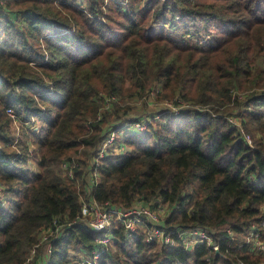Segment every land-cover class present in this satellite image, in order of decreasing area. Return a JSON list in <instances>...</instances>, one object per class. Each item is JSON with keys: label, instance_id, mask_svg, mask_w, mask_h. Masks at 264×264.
<instances>
[{"label": "trees", "instance_id": "trees-1", "mask_svg": "<svg viewBox=\"0 0 264 264\" xmlns=\"http://www.w3.org/2000/svg\"><path fill=\"white\" fill-rule=\"evenodd\" d=\"M153 96L152 117L132 116ZM8 108L41 126L16 140ZM0 184V264L47 247L46 264L88 256L103 232L77 219L82 199L163 203L161 228L201 227L218 245L185 251L116 223L96 264H264L243 241L251 225L264 241V0H3ZM55 225L64 236L38 246Z\"/></svg>", "mask_w": 264, "mask_h": 264}, {"label": "built area", "instance_id": "built-area-1", "mask_svg": "<svg viewBox=\"0 0 264 264\" xmlns=\"http://www.w3.org/2000/svg\"><path fill=\"white\" fill-rule=\"evenodd\" d=\"M0 5H2L1 0ZM164 104L170 108H174L168 102H165ZM6 114L10 116L12 122L17 120V117L10 108L6 109ZM232 119L233 117L229 119V122L238 127L236 123L232 122ZM145 128L146 125L139 122L131 124L128 127V129L133 132H142ZM238 129L245 142L251 145L252 142L250 135L246 134L239 127ZM16 136L20 138L19 133H17ZM114 139L115 131H112L107 139L102 142L97 157L91 163V177H97L96 168L98 166V161L103 156L104 151L108 147L113 146ZM16 140L14 144L16 143ZM31 148L32 147L30 146V149ZM117 150L123 151L124 148L120 146ZM68 176L71 177V172H68ZM6 197L5 188L0 184V201H4ZM167 214V205L163 203L151 206V203L138 201L127 210H119L110 206L108 203H98L91 199H82L77 219L79 222L85 224L90 231L96 233L103 232V235L94 239V246L90 250L88 256L75 261H70L67 264H96L100 255L108 251L112 243H114L115 238L111 234V228L116 223L121 224L123 232L126 237L130 239L135 235L137 228L142 227L147 231L146 242L154 241L156 244L162 246H174L179 242L185 251H190L196 244L204 243L213 251L218 252V245L212 241L210 234L201 227L177 229L175 235H173L171 231L161 228L160 225L162 224V220ZM65 228L66 227L63 228V226L55 225L54 228L46 230L43 232L38 246L43 242L46 243V241H48V244L52 243L55 239L64 236ZM243 241L245 244H251L255 253L264 255V241L260 240L259 231L255 225H251L248 228L243 237ZM50 252L49 247H47L44 254H42L38 260V263L46 264ZM31 254H33V251Z\"/></svg>", "mask_w": 264, "mask_h": 264}, {"label": "rangeland", "instance_id": "rangeland-1", "mask_svg": "<svg viewBox=\"0 0 264 264\" xmlns=\"http://www.w3.org/2000/svg\"><path fill=\"white\" fill-rule=\"evenodd\" d=\"M2 3H3V0H1ZM157 104H159L160 106H158ZM162 106V102H158L156 100V98L153 96L151 97L149 100H148V103H138V105L136 104V107L133 106V108H131V114L132 116H139L140 114H144L145 117H152L154 115V112L156 111V109H158L159 107ZM33 120H31V123L29 124V129L33 132H35L40 126H41V123L42 121L41 120H38L36 118H32ZM232 122L236 123L238 125V127L244 131V128L243 126L240 124V121L239 119L236 120V119H232ZM21 124V120L20 119H17L16 121H13L10 125L11 127V135H13V137L17 138L19 140V137H17V133H19V135H21L22 133V126H20ZM245 132V131H244ZM250 135V134H249ZM251 137V135H250ZM252 140V138H251ZM17 149V148H16ZM169 212V211H168ZM147 235V234H145ZM146 237V236H145ZM111 249H114V244L112 243ZM35 264H42V263H38V261H36Z\"/></svg>", "mask_w": 264, "mask_h": 264}, {"label": "crops", "instance_id": "crops-1", "mask_svg": "<svg viewBox=\"0 0 264 264\" xmlns=\"http://www.w3.org/2000/svg\"><path fill=\"white\" fill-rule=\"evenodd\" d=\"M20 126H22V129L24 128L25 130H28L29 129V124L26 123V124H23L21 123Z\"/></svg>", "mask_w": 264, "mask_h": 264}, {"label": "water", "instance_id": "water-1", "mask_svg": "<svg viewBox=\"0 0 264 264\" xmlns=\"http://www.w3.org/2000/svg\"><path fill=\"white\" fill-rule=\"evenodd\" d=\"M217 253V252H216Z\"/></svg>", "mask_w": 264, "mask_h": 264}]
</instances>
